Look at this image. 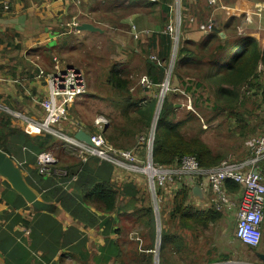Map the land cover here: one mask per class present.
Segmentation results:
<instances>
[{"label":"trees","instance_id":"obj_1","mask_svg":"<svg viewBox=\"0 0 264 264\" xmlns=\"http://www.w3.org/2000/svg\"><path fill=\"white\" fill-rule=\"evenodd\" d=\"M174 0H131L132 12L142 11L147 14L159 12V25L149 37V51L156 52L155 63L146 61V75L153 83L152 93L144 99L134 96L130 91L132 83L128 71L114 66L108 75V84L122 97L116 104L122 108L121 114L129 117L131 110L144 112L146 126L150 125L157 108V94L165 82L168 61L173 39L165 31L172 17ZM186 4V2H185ZM189 7V5H188ZM186 13L189 9L184 8ZM183 19V16H182ZM207 37L200 41H186L178 53L177 65L189 71L184 74L193 80L202 92L210 89L213 110L217 113H233L245 105V91L262 90L257 83L264 72V44L253 36L231 38L225 32L229 26L212 25ZM77 67V66H75ZM186 84L185 77L174 74V79ZM193 90V94L196 90ZM191 91V86H186ZM147 91V90H145ZM167 92V91H166ZM263 93V91H261ZM157 119L153 161L163 165L178 163L185 155L196 157L204 168H211L226 159V155L216 153L201 136L187 137L183 128L194 119L205 117L203 110L195 105L196 111L190 112L186 119L175 121V102L166 95ZM204 94V93H202ZM264 94V93H263ZM154 97H150L153 96ZM146 102V107L142 103ZM144 108V109H143ZM198 111L200 113H198ZM104 127V135L111 143H116L118 123ZM75 129L70 127L68 132ZM57 137L50 133H41L36 128L26 130L18 127L12 117L0 110V150L10 155L15 161L24 163L19 166L30 187L37 191L45 201L55 202L71 217V224L64 225V220L46 211L28 207L25 198L7 182L4 199L9 206L0 215V250L5 254V264H63L69 257L92 264H109L119 261L122 264H154L158 256L159 264L172 261L173 248L180 238L163 225L161 220V247L154 252L158 232L157 217L149 189H143L135 181L115 182L116 171L111 162L102 161L93 156L87 161H76L61 166L59 159L55 167L64 174L44 176L38 172L36 159L41 152L58 147ZM230 192H239L241 187L236 182H228ZM193 189L187 184L176 192L169 212V219H177L180 226L196 230L216 223L222 217L215 209H204L193 201ZM31 209V218L25 217L19 210ZM133 223L140 231L132 254L133 262L126 263L127 246L131 242L126 235L123 223ZM21 226L29 231L17 230ZM101 230L104 243L95 253L88 249L91 237L88 230ZM117 234V237L114 235ZM125 241V242H122Z\"/></svg>","mask_w":264,"mask_h":264},{"label":"rangeland","instance_id":"obj_2","mask_svg":"<svg viewBox=\"0 0 264 264\" xmlns=\"http://www.w3.org/2000/svg\"><path fill=\"white\" fill-rule=\"evenodd\" d=\"M175 2L176 0L173 1L172 17L169 23L175 21L177 18L176 14L178 13L177 9L180 10L183 16L181 33L178 43L172 44L168 61H165L167 66L166 78L157 94V107L162 99L164 84L168 80L169 86L165 93L176 105L175 113L171 115L172 119L175 121L186 119L190 112L196 111L195 105H198L203 110V113H205V117L191 120L183 128L184 134L187 137L201 136L215 152L226 155L225 160L243 161L248 155L251 157L252 145H254L256 137L264 133V72L261 73L257 80V83L262 86L261 91L263 93L261 91L257 92L256 89H252L249 92L250 89L245 87L243 90L245 91L246 102L243 107L237 108L233 113H217L213 110L214 98L210 89L202 92L197 88L193 84V80L184 74V71L189 70L185 67H178L177 60L179 50L185 42L205 39L209 34L208 31L213 27L212 25L222 28L228 24L229 26L225 29V32L229 37L253 36L263 45L264 0H183L178 6H175ZM184 8H188L189 10L185 13ZM148 15L150 16L144 21L146 23L142 25L136 21L135 17L130 15L131 18L124 30L120 29L117 25H111V29L108 28L103 36L99 35L91 40L84 39L79 42L77 41L78 43L76 42L77 46L74 47V50H71V48L65 54H55L70 66L81 68L87 77V94L70 109V117L80 123L77 128L86 127L94 131V127L92 126L93 121L97 117H104L107 119L106 129L109 127L108 133H111V124L118 123L119 129L116 131V143L108 142L118 149L137 148L142 158H146V146L139 144V142L141 137L148 138L151 129L155 126L157 108L148 126L142 123L145 120L143 111L131 110L130 116L124 117L121 114L122 108L116 104L122 101V97L116 93L107 81L110 71L114 66H117L119 69L128 71L132 81L130 91L134 96L144 99L145 95L152 93L149 90L152 87L145 88L140 83L142 77L146 75V61L155 63L158 59H150L156 52L149 51L148 36L153 33V25L156 26L157 24L158 26L159 24V12L156 11ZM191 18H195L196 23L191 22ZM201 24L210 26L207 32L200 30L199 26ZM175 73L185 77L186 84H183L180 80H176L174 84H171ZM186 86H191L192 90L187 91ZM196 88V93L193 94V90ZM150 97H154V95ZM21 101L26 106L22 107L23 110H10L12 112L25 113L27 107L31 108V102L28 99L22 98ZM142 105L146 107V102L142 103ZM4 109L7 108L5 107ZM6 113L12 117V121L17 119V117H14L10 113ZM198 113L200 112L198 111ZM60 127L64 129V133H67L68 129L72 126L69 122H65ZM77 128L74 129L76 130ZM74 131L72 130L68 136H72ZM57 139L58 147L52 153L55 154L56 159H59L58 163L61 166L80 161L79 155L76 153L77 151L70 150L69 141L63 138V135L61 138L57 137ZM130 180L135 181L143 189L148 188L144 175L135 176L128 173H120L119 178H115L117 184ZM159 206V210L163 215V225L172 233L181 232L182 228L178 220L171 221L169 219L172 202L170 200H160ZM198 206L202 207V205ZM236 212L237 208H233L229 213L224 214L218 222L213 223V225L190 231L196 235L190 241L193 243L195 252L197 251L196 258L200 262L197 264H204L203 262L209 258H217L219 261L229 259L235 261L236 257H242L246 263L258 262L248 248L243 246L241 248V243L235 236L237 225ZM157 224L161 226L162 223L161 221H157ZM123 226L125 227V239L127 235L130 240H133L128 243L122 241L126 243L128 248L125 250L126 263H132V254L135 251V243L137 237H140L141 230L133 223H130V226H128V223L124 222ZM88 231L91 237L88 249L90 252L95 253L98 246L97 241L93 240V236L98 240L100 231L98 229ZM158 234L161 236V231ZM114 236L117 237V234ZM126 241L129 240L126 239ZM261 248L264 252V243L261 244ZM212 249L214 250L212 251ZM208 251L212 252L208 254ZM63 264H92V262L75 261L66 257ZM109 264L122 263L112 261Z\"/></svg>","mask_w":264,"mask_h":264},{"label":"built area","instance_id":"obj_3","mask_svg":"<svg viewBox=\"0 0 264 264\" xmlns=\"http://www.w3.org/2000/svg\"><path fill=\"white\" fill-rule=\"evenodd\" d=\"M181 1L183 0H176V6ZM177 11V18L175 16V21L167 26V32L173 39L172 44L178 43L181 33L182 15L180 10L177 9ZM191 22L196 23V19L191 18ZM78 24L79 21L76 18L68 22L69 32L76 31L75 26ZM199 28L202 32H207L210 26L201 24ZM150 59L155 60L157 58L153 55ZM51 66V71L47 72V68L40 64L35 65L39 72L37 78L46 83L45 95L32 98L44 111L42 119L33 121V123L22 113L12 112L10 109H5V111L25 123L32 124L33 127L31 128H36L41 133H50L59 138L63 135V138L67 139L69 144H72L70 150L77 151L76 153L82 161L95 156L102 161L111 162L115 169L121 173L135 176L144 175L158 216L160 214L159 201L169 200L167 198L169 193L170 196L176 195L182 185L187 184L192 189L196 186H207L213 194V209L226 213L233 208H237L236 238L251 247H257L261 244L264 233V182L259 164L264 160V134L256 138L252 156L247 162L223 160L220 164L211 168L202 167L198 159L192 155H185L178 163L170 166L156 164L151 161L156 124L151 129L148 138L141 137L139 142V144L146 146V158L139 155L137 148L118 149L112 146L104 135L102 123L104 125L107 123V119L104 117H97L93 121L94 131L86 127L83 128L90 134L92 140V145H90L85 141L68 137L67 133H64V129L60 127L65 122H69L74 128L80 125L78 121H74L70 117V109L77 100L83 98L88 92L86 74L79 67L63 66L56 56L53 58ZM140 83L145 88H151L153 85L147 75L142 77ZM0 109L4 110L1 104ZM55 157V154L51 151L39 153L36 159L38 172L44 176L64 174L65 171L55 167L58 161ZM23 164L19 162L18 166ZM203 180H206V185L203 184ZM231 181L236 182L241 187L239 192L229 191L227 183ZM193 196L195 197L194 194ZM23 231L28 234L25 228H23ZM137 240H139V237H137ZM160 247L161 238L159 236L154 252L158 254Z\"/></svg>","mask_w":264,"mask_h":264},{"label":"crops","instance_id":"obj_4","mask_svg":"<svg viewBox=\"0 0 264 264\" xmlns=\"http://www.w3.org/2000/svg\"><path fill=\"white\" fill-rule=\"evenodd\" d=\"M130 2L131 0H0V104L3 108L23 110L22 107L26 106L22 103L21 99L25 98L31 102V108L27 107L25 109L26 112L22 114L29 118L31 122L42 119L44 111L32 100V98L36 96L43 97L42 95H45L46 83L37 78L39 72L35 65L40 64L48 69L46 70L47 72H50L53 58L55 56L58 57L55 54H65L69 52L71 48V50H74V47L77 46V41L79 42L84 39L91 40L99 35L103 36L108 28L111 29V25H117L120 29L124 30L131 18L130 15L135 17L140 25L146 23L144 21L150 15L139 10L132 13L129 8ZM73 18L79 21L78 25L91 23L99 27L102 31H79L77 29L76 31L69 32L67 24ZM156 26L153 25V31L158 28V26ZM80 35L82 36L80 37ZM59 59L63 65L70 66L63 59ZM0 110L6 112L5 109ZM13 123L26 130L33 127L32 124L25 123L19 118L14 120ZM78 129H81V127L77 128L72 133V136L75 135ZM253 146L254 145H252V151ZM52 151L53 150H51V152ZM249 158L250 156L248 155L245 160L239 162H247ZM15 162L17 163V161ZM259 166L264 182V160L260 162ZM115 171L116 178H119L121 172ZM25 175H27V172ZM203 181V184L206 185V180ZM7 182L9 183V181L0 174V215L9 209L3 197L7 188ZM200 188L201 193L199 194L201 195L195 196L196 199L193 202L196 203V205H202L204 209L212 208V191H210L207 186ZM34 192L37 195L38 201L50 204L54 207L53 209L49 208L48 211L58 216L60 220L63 219L64 225L68 226L71 224V217L62 210L61 206L52 201H45L37 191ZM174 197L175 195L170 196V193L167 196L171 202ZM27 203L29 205L28 207L36 210L32 203ZM30 210L31 209H20L19 213L25 217L31 218L33 214H31ZM229 212L230 211L221 213L222 217ZM181 228V232L176 233L180 238L176 244L177 248H173L172 261L163 264L200 263L196 258L197 251L195 252L193 243H191L193 237L196 235L190 232L193 230ZM16 229L23 231V227L21 226L16 227ZM98 231H100L98 240L94 236L93 240L97 241V246L99 247L104 243V238L101 230ZM240 243L241 248L242 246L248 248L258 262L246 263L242 257H236L235 261L230 259L219 261L217 258H209L203 263L264 264V252L261 248V244L264 243L263 238L261 244L257 247L245 245L241 241ZM213 250L214 249H212V251ZM212 251H208V254ZM239 253L241 254V252ZM157 259L159 263L158 256ZM0 264H5V254L1 250Z\"/></svg>","mask_w":264,"mask_h":264},{"label":"water","instance_id":"obj_5","mask_svg":"<svg viewBox=\"0 0 264 264\" xmlns=\"http://www.w3.org/2000/svg\"><path fill=\"white\" fill-rule=\"evenodd\" d=\"M79 31L82 30H88L92 32H98L102 31L99 27H96L95 25L91 23H83L78 27ZM165 95L162 93V99L157 107V119L159 118L161 107H162V101L164 99ZM157 124V120H156ZM75 137L78 140L85 141L86 143L92 145V140L88 132L81 129L79 130ZM0 174L3 175L11 184L12 188L17 191L19 194H21L25 200L29 203H32L37 211H46L49 212V208L53 209L54 207L50 204L42 203L41 201L37 200V195L34 192V190L30 187V185L27 183L25 179V175L23 174L21 168L16 164L14 159L5 153L4 151L0 150ZM201 193V188L199 186L194 187L193 194L197 197ZM156 211V206H154ZM51 213V212H50ZM158 233L161 231V227H157ZM154 264H159L157 262V258L154 257Z\"/></svg>","mask_w":264,"mask_h":264},{"label":"bare ground","instance_id":"obj_6","mask_svg":"<svg viewBox=\"0 0 264 264\" xmlns=\"http://www.w3.org/2000/svg\"><path fill=\"white\" fill-rule=\"evenodd\" d=\"M147 1H148V0H147ZM159 1H160V0H158V1H150V2H159ZM175 3H176V2H175ZM175 6H176V5H175ZM67 26H68V25H67ZM79 26H80V25H77V26H75V27L78 29ZM167 26H168V25H167ZM167 26H166V30H165L166 32H167ZM87 31H88V30H87ZM62 65H63V64H62ZM63 66H66V67H75V66H67V65H63ZM168 84H169V81L167 80L166 83H165V85L168 86ZM167 86L163 89V94H164V95H165V92L167 91V88H168ZM77 101H79V100H77ZM77 101H76V102H77ZM17 113H20V112H17ZM11 115H12V114H11ZM102 126H103V128L105 127V125H104L103 123H102ZM81 129H83V128L81 127ZM81 129H78V131L81 130ZM78 131H77V132H78ZM77 132H76V133H77ZM86 132H87V131H86ZM76 133H75V135H76ZM75 135H73V136H68V137H70V138H75L76 140H78V139L75 137ZM89 135H90V134H89ZM255 140H256V139H255ZM80 141H81V140H80ZM254 142H255V141H254ZM111 145H112V144H111ZM71 146H72V144H69V148H70ZM112 146H113V145H112ZM153 148H154V145H153ZM253 148H254V146H253ZM252 152H253V151H252ZM251 156H252V155H251ZM250 158H251V157H250ZM250 158H249V159H250ZM150 160L153 161V156H151ZM80 161H82V160H80ZM86 161H87V160H86ZM84 162H85V161H84ZM153 162H154V161H153ZM18 163H19V162H17L16 164L18 165ZM154 163H155V162H154ZM156 164H159V163H156ZM162 165H163V164H162ZM165 166H170V165H165ZM115 170H116V169H115ZM119 172H120V171H119ZM227 188H228V186H227ZM262 238H263V237H262ZM156 258H157V257H156ZM157 262H158V259H157Z\"/></svg>","mask_w":264,"mask_h":264},{"label":"flooded vegetation","instance_id":"obj_7","mask_svg":"<svg viewBox=\"0 0 264 264\" xmlns=\"http://www.w3.org/2000/svg\"><path fill=\"white\" fill-rule=\"evenodd\" d=\"M149 192H150V190H149ZM151 194V193H150ZM152 197V196H151ZM154 210H155V208H154ZM155 213H156V217H157V221H161L160 220V214H159V216H158V214H157V210L155 211ZM157 227H158V224H157ZM161 227V226H160ZM158 232V231H157ZM160 235L158 234V237H159ZM160 238H161V236H160Z\"/></svg>","mask_w":264,"mask_h":264}]
</instances>
